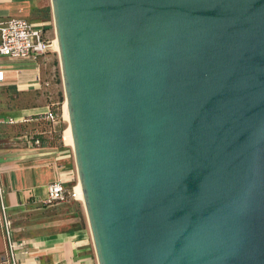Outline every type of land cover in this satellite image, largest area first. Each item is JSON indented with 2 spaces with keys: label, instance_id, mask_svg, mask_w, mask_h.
<instances>
[{
  "label": "water",
  "instance_id": "1",
  "mask_svg": "<svg viewBox=\"0 0 264 264\" xmlns=\"http://www.w3.org/2000/svg\"><path fill=\"white\" fill-rule=\"evenodd\" d=\"M97 264H264V0H50Z\"/></svg>",
  "mask_w": 264,
  "mask_h": 264
},
{
  "label": "crops",
  "instance_id": "2",
  "mask_svg": "<svg viewBox=\"0 0 264 264\" xmlns=\"http://www.w3.org/2000/svg\"><path fill=\"white\" fill-rule=\"evenodd\" d=\"M9 17L25 19L38 26L46 25L52 17L51 3L45 5L42 0H0V20ZM38 64L36 66L31 60L0 56L3 75L0 90L43 95V88H38L35 77H41L44 69L57 66L55 52L50 51L39 58ZM40 99L37 105L31 107L0 111V125H20L26 131L20 135L0 136V188L3 191L0 197V264L7 254L1 204L11 223V239L26 243L27 254L18 256L19 264H97L82 203L73 198L59 204L41 203L49 184L61 182L70 191L77 184V174L67 157L54 156V148L29 147L26 143V136L31 138L32 134L45 130L47 125L42 116L47 112L49 103ZM21 117L25 118L21 124L5 123L11 118ZM59 206H66L67 212L61 214L56 208ZM51 210L54 212L44 214Z\"/></svg>",
  "mask_w": 264,
  "mask_h": 264
},
{
  "label": "built area",
  "instance_id": "3",
  "mask_svg": "<svg viewBox=\"0 0 264 264\" xmlns=\"http://www.w3.org/2000/svg\"><path fill=\"white\" fill-rule=\"evenodd\" d=\"M53 42L44 39L41 26L32 24L25 19L9 17L0 20V56L10 59L31 60L37 66L39 58L52 51ZM35 81L38 88H47L49 86L47 82L42 81L39 75L35 77ZM2 83L3 75L0 71V86ZM63 104L64 102L61 104V115L51 110L52 104L48 105L47 112L43 114V119L50 123L52 128L60 126L64 121L62 117ZM23 122H25V118L21 117L17 119L11 118L5 123L21 124ZM25 140L29 147H39L38 140H33L28 136L25 137ZM2 193L3 191L0 188V197ZM69 198L76 199L75 187L69 191L61 182H54L47 186L46 196L41 203L42 205L59 204L64 203ZM1 213L2 225L7 240L6 259L1 264H19L18 256L27 254L26 243L11 239L9 235L11 223L5 214V208L2 204Z\"/></svg>",
  "mask_w": 264,
  "mask_h": 264
},
{
  "label": "rangeland",
  "instance_id": "4",
  "mask_svg": "<svg viewBox=\"0 0 264 264\" xmlns=\"http://www.w3.org/2000/svg\"><path fill=\"white\" fill-rule=\"evenodd\" d=\"M42 1H43V3H45V5H50V0H42ZM41 30H42V36L44 37V39H46L50 42L55 40L54 25H53L52 17L50 18L48 24L41 26ZM52 51L55 52V54L57 56V60H58V54L55 51L54 46L52 48ZM41 79L43 82H47L49 84V86L47 88L42 87L43 90L41 92L43 95H41V93H36V92L35 93L29 92L27 94H18L12 90H6L3 92L0 90V111L10 110V109H13L15 107L24 108V107H31V106L37 105L39 103V97H41L40 100L43 103H45V102L57 103L58 98H59L58 94L61 92L63 94V102H65L59 60H58L57 66H54V67L51 66L50 69H44L42 71ZM57 80H59V82ZM62 124H63V131L62 132H64L68 123L63 121ZM23 132H26L24 130V128L15 127L13 125H0V136H2V137H9V136L15 135V134L20 135ZM61 141H62V147H59V148L55 147L54 148V153H55L54 156H56V157L57 156L67 157L66 160L67 161L69 160L70 162H72L73 166L75 167L72 148L64 144L63 133H62ZM72 201H74V200H72ZM56 208H58V211L61 214H65L68 210L66 206H59ZM53 212H54V210H51V212L47 211L44 214L49 215ZM4 241H5V244L7 246L6 236L4 237Z\"/></svg>",
  "mask_w": 264,
  "mask_h": 264
},
{
  "label": "trees",
  "instance_id": "5",
  "mask_svg": "<svg viewBox=\"0 0 264 264\" xmlns=\"http://www.w3.org/2000/svg\"><path fill=\"white\" fill-rule=\"evenodd\" d=\"M57 81L59 82V80H57ZM58 97L59 98H58L57 103L49 102V104H52L51 110L54 113L61 115V104L63 103L62 92L58 94ZM35 117H38V116H34V118ZM45 122L47 124L45 130H41L38 133L32 134L31 138L33 140H38L39 146L41 148H55V147L59 148V147H62L61 138H62L63 124H60V126H58L56 128H52L50 123H48L47 121H45ZM17 126L19 127L20 125H17Z\"/></svg>",
  "mask_w": 264,
  "mask_h": 264
},
{
  "label": "bare ground",
  "instance_id": "6",
  "mask_svg": "<svg viewBox=\"0 0 264 264\" xmlns=\"http://www.w3.org/2000/svg\"><path fill=\"white\" fill-rule=\"evenodd\" d=\"M53 46H54V49L55 51L57 52L58 51V46H57V42L56 40H54L53 42ZM62 117L64 119L65 122L68 123V116H67V108H66V103L64 102L63 104V107H62ZM63 142L65 145L69 146L72 148V141H71V138H70V131H69V127L67 125L66 129L64 130L63 132ZM75 192H76V199L82 203V192H81V188H80V185L77 184L75 186Z\"/></svg>",
  "mask_w": 264,
  "mask_h": 264
}]
</instances>
